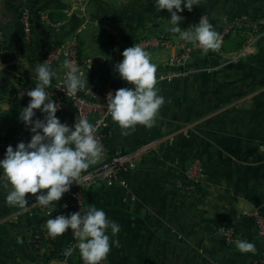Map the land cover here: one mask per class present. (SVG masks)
<instances>
[{
	"label": "crops",
	"instance_id": "0c3cea01",
	"mask_svg": "<svg viewBox=\"0 0 264 264\" xmlns=\"http://www.w3.org/2000/svg\"><path fill=\"white\" fill-rule=\"evenodd\" d=\"M22 8L31 11L33 38L23 43L20 57L8 63L0 60V159L8 145L15 147L25 139L20 122L10 117L11 91L20 86L30 98L27 91L37 83L32 69L45 63L44 54L52 46L71 38L85 46L84 39L99 33L110 46L117 38L177 34L168 30L171 14L158 11L154 0H0V31L12 44L22 41ZM42 11L48 23L40 19ZM263 12L264 0H199L192 11L179 13L184 17L180 26L191 27L205 14L219 29L234 17ZM149 54L157 66L158 94L165 98L153 126L138 124L122 135L118 122L110 118L104 128L105 142L113 151L148 147L128 174L127 187H92L86 198V209L90 204L102 208L117 227L115 233L111 227L106 230L110 243L118 241L112 243L106 264H264V244L257 241L249 216L253 210L264 214V34L244 48L238 34L225 38L219 54L195 56L178 75L166 64L167 52ZM211 56L223 62L212 66ZM119 61L111 54L101 56L83 74L87 85L106 87L115 77L121 87H134L114 71ZM51 66L56 75L50 86L64 68ZM56 115L70 126L79 120L69 101ZM193 159L203 163L204 177L190 189L185 169ZM8 191L0 181V264H68L48 259L50 251L44 253L50 245L63 252L68 242L69 230L55 239L47 237L52 209L10 206ZM38 194H26L29 205ZM61 200L53 202V217L69 215ZM225 226L254 243L255 251L226 247L221 235ZM34 234L40 237L41 254L33 248ZM69 259L70 264H83L75 255Z\"/></svg>",
	"mask_w": 264,
	"mask_h": 264
},
{
	"label": "clouds",
	"instance_id": "9594fccd",
	"mask_svg": "<svg viewBox=\"0 0 264 264\" xmlns=\"http://www.w3.org/2000/svg\"><path fill=\"white\" fill-rule=\"evenodd\" d=\"M158 11L167 9L170 15L168 29L179 34L185 42L198 45L204 53L216 51L221 47V37L210 20L201 16L199 23L182 28L185 9L192 11L199 0H154ZM123 59L115 64L114 71L121 80L130 82L134 87H121L107 95V109L113 121L118 122L122 135H128V129L136 125L152 127L165 98L159 95L156 87L157 66L151 62L150 54L140 45L134 44L122 52ZM64 66L68 70L63 84L67 93L75 95L87 86L85 79L71 60L66 59ZM4 67L0 64V70ZM32 71L36 74V86L27 91L31 98L20 113V120L32 133L28 142L20 141L15 147L8 145L4 157L0 159V181L9 189L6 202L29 210L32 206L50 207L53 210L62 196L69 192L73 182L79 183L83 170L100 156L102 145L95 136V128L87 119H79L74 126L62 123L56 115L58 106L49 98L46 89L52 84L56 73L48 63H40ZM60 87V86H58ZM64 90V88L62 87ZM43 114L37 116L36 110ZM36 117L35 119H33ZM47 191H43V190ZM35 195V202L29 205L26 194ZM64 207H67L65 204ZM49 213L46 220L47 235L55 239L69 229L77 240L75 247L64 250L65 256H71L78 249L83 264H100L111 251L109 227L117 231L114 221H110L106 212L95 205L69 215ZM236 247L241 253L255 251V245L247 240H237Z\"/></svg>",
	"mask_w": 264,
	"mask_h": 264
},
{
	"label": "built area",
	"instance_id": "2783aa9c",
	"mask_svg": "<svg viewBox=\"0 0 264 264\" xmlns=\"http://www.w3.org/2000/svg\"><path fill=\"white\" fill-rule=\"evenodd\" d=\"M201 16L207 17L203 14ZM199 16L194 24L199 23L201 18ZM39 17L44 22L48 23L49 18L45 12H39ZM18 21L20 25V37L23 43L27 44L33 38V25L32 15L28 8H22L18 14ZM193 24V25H194ZM219 33L221 39V47L216 51H209L207 54L202 49L192 42H185L179 38V34H171L167 32H161L158 34H148L137 37L133 40H122L117 38L112 45L110 54L117 60H122V52L124 49L133 46L134 44L140 45L148 53L152 51L167 52L168 57L166 64L172 68V74L178 75L182 71H185L187 63L197 55H217L221 52L222 44L226 36L230 33H236L243 39V48L251 46L257 37L264 34V12L256 17L243 14L232 18L227 21L219 29H214ZM4 39V35L0 31V42ZM7 55L5 49L0 48V60ZM71 60L73 65L76 66L80 73L84 74L86 69H89L93 65V60L90 57H81L79 55V44L76 38H71L68 41L52 46L45 58V63L54 64L57 66L64 65V61ZM68 70L62 69L59 78L55 81L52 86H49L46 91L49 98H52L57 104L58 109L64 101H69L75 108L79 119H87L95 128V136L102 145V151L100 156L91 163L90 166L83 170L78 182H73L69 192H66L62 196L61 207L68 214L79 211L80 208L86 209V198L90 188L97 186H111L120 185L127 187V176L136 167L137 162L142 155L143 151L148 147L144 145L140 148L133 149L130 151H113L111 150L106 142L104 136V128L108 125L109 119L111 118L107 109V95L109 92L113 94L117 89L106 87H93L86 86L76 92L75 95L67 93L66 85L63 81L66 79V72ZM60 86V87H58ZM64 88V90L62 89ZM20 94H23V90L20 86L17 88ZM185 177L188 180L190 189H193L194 185L200 182L204 177V166L199 159L191 160L186 169ZM67 207H64V205ZM249 216L252 219L254 226L255 237L260 244H264V214L259 210H253ZM221 235L223 244L226 247L236 248V241L245 238L235 232L230 226L221 228ZM49 239L52 237L48 236ZM33 248L38 254L42 253L40 245V237L38 234H34L31 238ZM77 240L74 237L72 230L69 229L68 234V247H75ZM47 251L53 250L50 245ZM64 252V251H63ZM79 253L76 249L71 256ZM71 256L64 255V262ZM63 264V263H61ZM100 264H106V260H102Z\"/></svg>",
	"mask_w": 264,
	"mask_h": 264
},
{
	"label": "trees",
	"instance_id": "16d2710c",
	"mask_svg": "<svg viewBox=\"0 0 264 264\" xmlns=\"http://www.w3.org/2000/svg\"><path fill=\"white\" fill-rule=\"evenodd\" d=\"M240 45V44H239ZM0 48L5 49L7 51V55L4 56L2 58V60L6 63H8L9 61H11L13 58H17L20 57L22 51H23V42H18L17 44H12L9 41H7L6 39H3L0 42ZM49 51V50H48ZM48 51L45 52L44 57H46ZM15 68L18 69L17 66L14 65ZM19 70V69H18ZM13 110H12V114L10 117H14L16 120H18L20 122V125L23 129V133H24V141L28 142L31 139V135L32 133L29 131V127H26L25 124L20 120V113L22 111V109L27 106L28 102L30 101V98L26 97L24 94H20L18 92V90L16 89H12L11 91V96L10 98L7 100ZM1 102V101H0ZM37 116L40 118H43V114L40 113V111L37 109L36 110ZM36 117H34L33 119H35ZM16 129V127H15ZM14 127L9 129V132L11 131H15ZM77 263H81L83 262L80 256V253L75 255ZM58 259V260H62L64 258V252L62 251H58V250H51L49 252L48 255V259L52 260V259ZM71 260L68 258L67 262L68 264H70Z\"/></svg>",
	"mask_w": 264,
	"mask_h": 264
},
{
	"label": "rangeland",
	"instance_id": "374dc122",
	"mask_svg": "<svg viewBox=\"0 0 264 264\" xmlns=\"http://www.w3.org/2000/svg\"><path fill=\"white\" fill-rule=\"evenodd\" d=\"M236 35V33H230L226 38ZM240 39H242V37H240ZM83 43L85 46H80L78 41L79 55L83 58L86 56L92 58L93 64L100 60L101 56L109 55L110 50H112V45L110 46L109 41L102 33H99V36H96V38L89 37V39H84Z\"/></svg>",
	"mask_w": 264,
	"mask_h": 264
},
{
	"label": "water",
	"instance_id": "95a60500",
	"mask_svg": "<svg viewBox=\"0 0 264 264\" xmlns=\"http://www.w3.org/2000/svg\"><path fill=\"white\" fill-rule=\"evenodd\" d=\"M209 63L212 65V66H217V65H220L223 61H221L219 58L215 57V56H211L209 57ZM111 88H114V89H119L121 88V81L118 79V78H111L110 79V85H109Z\"/></svg>",
	"mask_w": 264,
	"mask_h": 264
}]
</instances>
